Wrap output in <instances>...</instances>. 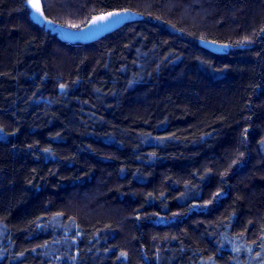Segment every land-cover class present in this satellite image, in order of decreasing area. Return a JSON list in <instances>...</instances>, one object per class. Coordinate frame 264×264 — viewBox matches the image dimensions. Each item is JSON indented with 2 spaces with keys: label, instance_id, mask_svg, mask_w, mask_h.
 <instances>
[{
  "label": "trees",
  "instance_id": "16d2710c",
  "mask_svg": "<svg viewBox=\"0 0 264 264\" xmlns=\"http://www.w3.org/2000/svg\"><path fill=\"white\" fill-rule=\"evenodd\" d=\"M41 5L0 0V264H264V0Z\"/></svg>",
  "mask_w": 264,
  "mask_h": 264
},
{
  "label": "water",
  "instance_id": "95a60500",
  "mask_svg": "<svg viewBox=\"0 0 264 264\" xmlns=\"http://www.w3.org/2000/svg\"><path fill=\"white\" fill-rule=\"evenodd\" d=\"M41 3V0H40ZM42 10V5H41ZM109 12L119 13V16L111 17L109 20L97 21L96 23H91L96 17L105 15ZM132 12L128 9L113 10L100 14L94 15L85 25L79 28H72L69 26L55 24L54 29L59 32L60 37L67 42L81 41V42H93L99 39L106 32L115 30L123 24L124 21L129 19ZM49 22V21H48ZM211 50L221 52L223 51V45L215 42L204 43Z\"/></svg>",
  "mask_w": 264,
  "mask_h": 264
},
{
  "label": "snow or ice",
  "instance_id": "6c2138e0",
  "mask_svg": "<svg viewBox=\"0 0 264 264\" xmlns=\"http://www.w3.org/2000/svg\"><path fill=\"white\" fill-rule=\"evenodd\" d=\"M27 3L30 6V9L32 10L33 14L38 13L40 16H43V12L41 10L40 0H27ZM119 15H120L119 13L109 12V13H106L105 15H101V16L96 17L93 21H91V23L94 24L97 21L109 20V18L119 16ZM73 27H75V26H73ZM60 87H61V89H63L64 85H61ZM45 151H47V149ZM214 195H216V194H214Z\"/></svg>",
  "mask_w": 264,
  "mask_h": 264
},
{
  "label": "rangeland",
  "instance_id": "374dc122",
  "mask_svg": "<svg viewBox=\"0 0 264 264\" xmlns=\"http://www.w3.org/2000/svg\"><path fill=\"white\" fill-rule=\"evenodd\" d=\"M54 27V26H53Z\"/></svg>",
  "mask_w": 264,
  "mask_h": 264
}]
</instances>
